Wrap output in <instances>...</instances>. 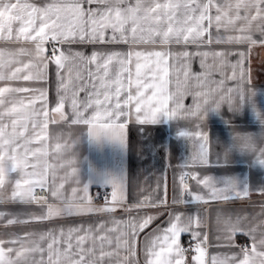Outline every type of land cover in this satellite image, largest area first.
<instances>
[{
	"label": "crops",
	"instance_id": "obj_1",
	"mask_svg": "<svg viewBox=\"0 0 264 264\" xmlns=\"http://www.w3.org/2000/svg\"><path fill=\"white\" fill-rule=\"evenodd\" d=\"M43 2V0H38ZM167 0H165V3ZM193 8L179 12V23L167 14L161 15L157 10L162 7L161 0H123L120 4L126 11L127 43L119 45H84L77 49L90 55L92 51L108 53L123 52L125 58L131 60V70L136 72L138 65L144 69L145 76L159 75L168 72L169 91L175 92L176 83L186 88L189 94L184 97L186 107L193 105V94L209 92L207 108L221 101L219 109L209 110L201 119L199 116L180 119H170L159 116L156 122L140 124L135 116L127 121L125 140L120 141L108 137L99 140L89 136V129L83 124L70 122L71 108L65 104L63 111L69 116V121L51 110L56 106L55 65L49 64V83L24 81L16 69L22 64L40 63L36 46L30 40H25L13 33L0 30V53L3 54L4 78L0 79V138L6 144L13 146V152L21 145H27L31 153H36L42 170L48 174L49 188H45V201H35L33 204L5 203L0 204V211L6 213L0 220V238L14 239L17 236H27L26 243L38 244L43 250L36 253L37 262L43 260L47 264L49 245L53 250H59L63 255L77 248V236H84V231L73 233L69 239L67 229L70 227H92L91 235L96 237L108 236L112 244H104L105 252L115 253L105 257L103 264H120L126 256L123 248L117 250L116 236L119 231L108 232L109 228L123 230V225L117 226L113 221H124L137 212H126L125 209L148 197L150 200H165L158 207L145 206L140 216L151 215L153 222L139 234L136 242V256L130 258L136 264H146L149 258L146 254V238L150 237L157 227L168 226L169 214L198 216L201 225L196 231L201 233L204 249V264H211L213 256H236L238 264L243 259L241 243L248 242V256L251 264H264V164L257 160L260 150L249 145L250 151L242 152L235 149L232 141L233 131H241L258 135L264 130V45L250 44L248 37L259 41L264 37V12L257 11L264 7L260 0H189ZM240 5V7H237ZM96 7V5H93ZM139 8V11L136 9ZM153 13H156L155 15ZM177 13L174 11L173 16ZM193 15L195 19H193ZM203 17V19H201ZM205 24L204 21L209 20ZM200 25L201 32L211 31L210 38L199 33H189ZM188 39H185V37ZM220 37L221 42L217 43ZM231 38L229 41L228 38ZM237 38L239 43H237ZM49 49V46H45ZM191 53L185 56V52ZM223 52V57L209 56L206 59L196 55L197 52ZM237 53H244L243 67L246 72V82H241L239 68L233 78L232 65L241 59ZM204 67H201V62ZM94 70V66H90ZM112 73L119 71V65H112ZM187 74V75H186ZM85 77L87 72H84ZM200 76L198 82L196 77ZM222 82V83H221ZM48 88L47 118L43 115V107L32 103L34 93L21 92L23 88ZM229 89L234 90L229 92ZM242 89L244 99L235 90ZM84 93L80 98H84ZM231 101L228 103V97ZM92 115V110L86 114ZM202 115V113H201ZM199 125V128L197 126ZM206 132L208 141V160L202 165H193V143L182 132ZM73 170H75L73 172ZM196 173L200 179L208 178L218 187L234 185L238 191H247V195L236 197L229 193L228 200H208L207 203L193 201L187 194L182 193L179 182L180 174ZM190 176L188 187L195 194L207 198V189L198 184ZM13 179L18 173H12ZM56 186L64 183L62 193L66 197L72 195V188L78 190L83 185L89 187L88 195L95 207L109 206L111 201V181L123 178L125 184L124 204L114 205L112 213H85L72 216H53L47 221L33 220L29 214H43L47 205L54 208L63 205L51 196L52 179ZM68 177L66 182L62 181ZM78 181L80 184H77ZM0 189L11 194L12 187L3 185L0 179ZM41 189L37 187L35 190ZM98 189H106L109 194L97 198ZM78 196L83 192L78 191ZM185 200V203L178 201ZM0 203H4L0 201ZM7 219L27 221L24 224L8 225ZM101 225V226H100ZM64 229V234L60 230ZM98 229V230H97ZM53 230L55 239L31 233H47ZM236 232L234 235H232ZM249 233L254 239H251ZM197 241L190 234H181L180 244ZM254 247H251V245ZM84 247H96L100 252V241L86 239ZM195 250L185 253L186 264H194Z\"/></svg>",
	"mask_w": 264,
	"mask_h": 264
},
{
	"label": "snow or ice",
	"instance_id": "obj_2",
	"mask_svg": "<svg viewBox=\"0 0 264 264\" xmlns=\"http://www.w3.org/2000/svg\"><path fill=\"white\" fill-rule=\"evenodd\" d=\"M123 0H0V30L8 32L9 29L16 33L19 37L30 40L36 46L37 56L40 63L22 64L16 69L12 75L19 74L24 81L40 82L43 85L49 83L48 70L49 64L55 65V93L57 97L56 106L51 110L62 118L69 121V116L63 111L65 104H69L71 108L70 122L73 124H83L89 129V136L94 139L108 137L120 141L121 144L125 140V128L127 121L133 115L135 121L140 124L154 123L159 116L164 115L170 119H180L187 117L203 118L209 110L219 109L221 101L215 102V106L207 108L209 103V92H197L193 94V105L186 107L184 104L185 95L189 94L185 87L179 81L176 83L175 92L169 91V73L162 71L159 75L145 76L144 69L138 65L135 73L131 70V60L125 58L123 52L111 51L108 53H100L92 51L90 55L77 49L78 46L84 45H119L127 43L126 36V11L120 7ZM162 7L157 11L163 15L165 10L172 19L179 23L178 10L184 8L186 11L193 8L194 5L189 0H161ZM260 4L264 5V0H260ZM96 5V7H93ZM240 7V5H237ZM139 11V8L136 9ZM177 15L173 16V12ZM258 13L264 12V7L257 8ZM154 15L156 13H153ZM193 19L195 16L193 15ZM203 19V17H201ZM207 25L209 20L204 21ZM192 32L199 33L201 36L210 38L211 31L201 32L200 25H197ZM185 39H188L186 36ZM220 37L217 43L221 42ZM229 41L231 38H228ZM237 38V43H239ZM250 44L260 43L264 45V37L259 41L252 37H248ZM46 45H50V50L46 49ZM186 57L191 53L185 52ZM206 59L207 57L216 56L223 57V52H197ZM241 59L232 65L233 78H237L236 69L239 68L238 79L243 83L246 82V72L243 67L244 53H237ZM3 54L0 53V69L3 68ZM119 65V71L112 73V65ZM94 66V70L92 67ZM202 59L201 67H204ZM87 72L85 77L84 72ZM187 75V74H186ZM4 78V74L0 71V79ZM199 82L200 76L196 77ZM222 83V82H221ZM21 92L34 93L32 103L43 107V115L47 118L48 110V88H23L17 89ZM234 90L229 89V92ZM239 93L241 99H244L242 89L235 90ZM84 93V98H80V94ZM231 97H228V103ZM92 110V115H86ZM202 113V115H201ZM199 128V125L197 126ZM184 136L190 137L193 143V156L191 163L193 165H202L208 160V141L206 132L192 131L182 132ZM13 146L6 144L0 138V179L3 185L12 187L11 194L5 193L0 189V201L5 203H23L33 204L35 202V189L49 188L48 174L42 170V166L38 163L36 153H31V149L27 145H21L13 152ZM259 163L264 164V150L259 151L257 155ZM75 170H73L74 172ZM12 173H18V178L13 179ZM191 175L193 180L207 189V198L201 194H195L190 191L185 184V177ZM68 177L62 181L66 182ZM77 184H80L75 180ZM179 182L182 193L187 194L193 201L207 203L208 200H228L229 193H233L236 197L241 194L247 195V191H238L234 185L218 187L208 178L200 179L196 173L183 172L180 174ZM112 192L111 201H107L106 205L112 204L113 207H95L92 199L88 195L89 187L83 185L78 190L72 188V195L66 197L61 189L64 183L56 186L55 179H52V187L50 189L51 196L60 201L63 205L60 208H54L51 204L47 205V210L43 214H29L33 220L47 221L53 216H72L85 213H112L115 211L114 205L124 204L125 202V184L126 181L121 178L119 181H111ZM78 191H82L83 195L78 196ZM185 203V200L178 201ZM165 200H150L145 197L144 200L138 201L128 206L126 212H137V216H130L124 221H113L117 226L123 225V230L119 228H109L108 232L119 231L116 236L117 250L123 248L126 256L120 264H136L130 258L136 256L137 237L152 222L154 217L151 215L140 216L139 213L145 206L158 207L165 204ZM6 213L0 211V220H4ZM24 224L27 221L7 219L8 225ZM201 225L198 216H184L182 214H169L168 226L155 230L150 237L146 238V254L149 257L146 264H186L185 249L180 244L181 234H190L193 240H196L195 252L197 255L192 259L194 264H204L205 252L202 243L207 237L201 239V233L196 231ZM101 226V225H100ZM98 230V229H97ZM84 231V236H77V248L72 251V245L69 243L67 248L69 251L63 255L59 250L54 251L53 245H49L47 254V264H103L105 257H112L115 253L105 252L104 244H112V240L108 236L96 237L91 235L92 227L86 229L82 227H70L67 229L69 239L73 233ZM234 232L232 235H234ZM39 235L41 239L53 236V230L47 233H31ZM60 234H64V229L60 230ZM250 235L249 233H245ZM251 236V235H250ZM100 241V252L97 255L96 247H84L86 239ZM251 239L254 238L251 236ZM27 236H17L14 239L0 238V264H44L41 260L37 262L35 256L37 252L43 255V250L38 244L26 243ZM251 247H254L252 244ZM243 259L238 260V264H251L248 256V249L242 248ZM230 261H237L236 256H225L223 258L213 256L211 264H229Z\"/></svg>",
	"mask_w": 264,
	"mask_h": 264
},
{
	"label": "clouds",
	"instance_id": "obj_3",
	"mask_svg": "<svg viewBox=\"0 0 264 264\" xmlns=\"http://www.w3.org/2000/svg\"><path fill=\"white\" fill-rule=\"evenodd\" d=\"M231 137L233 141V146L238 151H250L249 145H252L257 148H264V130H262L258 137L241 131H233Z\"/></svg>",
	"mask_w": 264,
	"mask_h": 264
},
{
	"label": "built area",
	"instance_id": "obj_4",
	"mask_svg": "<svg viewBox=\"0 0 264 264\" xmlns=\"http://www.w3.org/2000/svg\"><path fill=\"white\" fill-rule=\"evenodd\" d=\"M49 46V50H50V45ZM190 181V176H186L185 177V184H189ZM109 194V191L106 189H98L95 193V196L97 198H104L105 196H107ZM47 199L46 197V190L45 189H37L35 190V201L39 202V201H45ZM195 245L193 243H189V244H185L183 246V248L185 249V253L190 254L195 250ZM248 246V242L244 241L241 243V248H247Z\"/></svg>",
	"mask_w": 264,
	"mask_h": 264
}]
</instances>
